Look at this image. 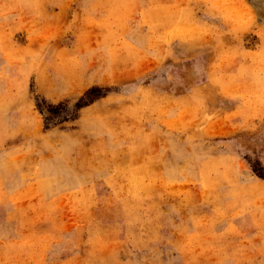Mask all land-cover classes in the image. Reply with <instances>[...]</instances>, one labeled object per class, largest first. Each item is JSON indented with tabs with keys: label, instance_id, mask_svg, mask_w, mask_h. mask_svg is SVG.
Here are the masks:
<instances>
[{
	"label": "rangeland",
	"instance_id": "1",
	"mask_svg": "<svg viewBox=\"0 0 264 264\" xmlns=\"http://www.w3.org/2000/svg\"><path fill=\"white\" fill-rule=\"evenodd\" d=\"M0 264H264V0H0Z\"/></svg>",
	"mask_w": 264,
	"mask_h": 264
}]
</instances>
